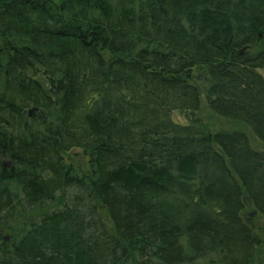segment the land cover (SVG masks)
<instances>
[{"label":"trees","instance_id":"trees-1","mask_svg":"<svg viewBox=\"0 0 264 264\" xmlns=\"http://www.w3.org/2000/svg\"><path fill=\"white\" fill-rule=\"evenodd\" d=\"M247 208L264 0H0V264H264Z\"/></svg>","mask_w":264,"mask_h":264},{"label":"rangeland","instance_id":"rangeland-1","mask_svg":"<svg viewBox=\"0 0 264 264\" xmlns=\"http://www.w3.org/2000/svg\"><path fill=\"white\" fill-rule=\"evenodd\" d=\"M197 70H194L193 73L195 74ZM198 117L203 122V124L209 129L210 131H217L219 129H231L233 127L241 126L240 123L235 122L229 118H224L221 116L216 115L213 113L206 105L204 99H202L201 107L198 111ZM173 119L179 122H184V116L181 115L179 112L175 111L173 113ZM248 131L247 128H245ZM251 142L254 147L260 148L259 142L251 136ZM65 160L66 162H72L77 166H80L82 170H87L88 168V158L82 153V149L80 148H72L67 153H65ZM251 209L244 210V216L246 222L249 226L256 231L259 235L264 237V217L259 214H249ZM106 223L109 227H111V222L106 218Z\"/></svg>","mask_w":264,"mask_h":264},{"label":"water","instance_id":"water-1","mask_svg":"<svg viewBox=\"0 0 264 264\" xmlns=\"http://www.w3.org/2000/svg\"><path fill=\"white\" fill-rule=\"evenodd\" d=\"M28 115L29 116H37V117L41 118L43 116V113L40 109H38L36 107H32V108L28 109ZM5 163H8V161H5ZM243 201L247 207H251V201L247 196H244ZM255 213H256V210H251L249 212V214H252V215Z\"/></svg>","mask_w":264,"mask_h":264}]
</instances>
